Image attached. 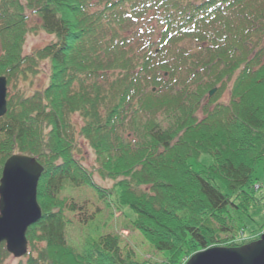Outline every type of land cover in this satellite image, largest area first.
Wrapping results in <instances>:
<instances>
[{
	"label": "trees",
	"instance_id": "16d2710c",
	"mask_svg": "<svg viewBox=\"0 0 264 264\" xmlns=\"http://www.w3.org/2000/svg\"><path fill=\"white\" fill-rule=\"evenodd\" d=\"M28 13L54 39L25 57ZM263 39L264 0H0V77L10 86L49 65L44 89L10 97L0 118V179L13 155L44 168L42 219L19 264H140L117 235L88 239L82 251L68 244L65 213L82 208L61 195L80 187L107 192L166 254L159 264L237 246L227 242L244 232L238 215L264 200ZM76 115L110 191L75 153ZM203 154L213 163L196 172L189 161Z\"/></svg>",
	"mask_w": 264,
	"mask_h": 264
},
{
	"label": "rangeland",
	"instance_id": "374dc122",
	"mask_svg": "<svg viewBox=\"0 0 264 264\" xmlns=\"http://www.w3.org/2000/svg\"><path fill=\"white\" fill-rule=\"evenodd\" d=\"M28 25L30 32L26 36V41L23 46V55L25 57L33 55L36 51L42 49L47 44L53 41V37L46 34L40 28L39 19L29 14ZM264 40V39H263ZM48 63L42 61L39 64L40 72L32 77L29 75L28 79H15L12 81V85L7 80V110L10 97L18 95L22 91L33 94L35 91L43 90L48 82L49 70ZM214 91V90H213ZM228 96H224L226 99ZM201 116V115H200ZM72 132L71 136L76 144L77 157L82 161V165L92 172V178L98 186L106 190H111L114 182L109 180H102L97 172V165L95 163L94 152L89 148L88 144L80 137V129L83 125V121L79 116H74L72 119ZM19 155V154H17ZM21 155V154H20ZM26 156V155H25ZM193 170L196 172H202L206 168L210 167L213 163V158L210 155L203 154L198 159H192L189 161ZM263 165L260 164L257 168V177L259 178L260 190L258 191L259 196L264 198V169ZM222 191L226 193V188L220 185ZM104 199L99 197V193L87 187H80L77 189L69 188L64 191L61 195L62 198H67L69 204L75 202V204L82 208L76 212H66V218L70 221V224L66 230L67 242L72 248L77 251H82L83 245L88 239H98L101 236L106 235H117L120 238V244L122 252H132L134 254V260L140 264H159L164 261L166 254L156 251L140 234L139 231L135 230L131 220L132 217L125 216L123 211H119L111 203L107 192L104 191ZM241 219V226L244 227V232L237 234L233 239L227 242V244H236L237 246H231L224 248H237L248 245L250 243L259 241L264 236V200L263 204L254 208L250 211L249 215H238ZM42 219V218H41ZM246 227V228H245ZM248 227V229H247ZM248 230H252L248 233ZM228 236H222L221 239H226ZM229 240V239H228ZM6 249L5 244L0 246ZM221 246H214L210 248H216ZM209 248V249H210ZM207 250V249H206ZM30 251L28 245V252ZM201 252V251H200ZM8 253V252H7ZM199 253V252H197ZM195 253V254H197ZM28 254V253H27ZM194 254V255H195ZM192 255V256H194ZM26 256V255H25ZM25 256L21 259H16L13 255H4L2 253L0 260L2 264H19L25 259ZM191 256V257H192ZM191 257L184 263L186 264Z\"/></svg>",
	"mask_w": 264,
	"mask_h": 264
},
{
	"label": "water",
	"instance_id": "95a60500",
	"mask_svg": "<svg viewBox=\"0 0 264 264\" xmlns=\"http://www.w3.org/2000/svg\"><path fill=\"white\" fill-rule=\"evenodd\" d=\"M214 91L210 92L212 95ZM7 80L0 77V118L7 113ZM44 168L35 158L13 155L0 179V246L16 259L28 253L27 232L42 218L37 188ZM186 264H264V236L242 247L201 251Z\"/></svg>",
	"mask_w": 264,
	"mask_h": 264
}]
</instances>
